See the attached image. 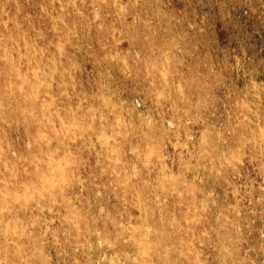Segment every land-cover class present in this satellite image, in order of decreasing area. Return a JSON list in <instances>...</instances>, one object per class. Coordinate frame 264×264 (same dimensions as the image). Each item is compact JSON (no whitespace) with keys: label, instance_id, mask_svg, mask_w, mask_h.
Segmentation results:
<instances>
[{"label":"rangeland","instance_id":"rangeland-1","mask_svg":"<svg viewBox=\"0 0 264 264\" xmlns=\"http://www.w3.org/2000/svg\"><path fill=\"white\" fill-rule=\"evenodd\" d=\"M0 264H264V0H0Z\"/></svg>","mask_w":264,"mask_h":264}]
</instances>
